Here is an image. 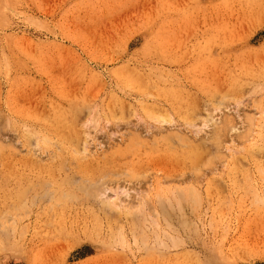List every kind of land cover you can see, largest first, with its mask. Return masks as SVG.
I'll list each match as a JSON object with an SVG mask.
<instances>
[{
    "label": "rangeland",
    "instance_id": "rangeland-1",
    "mask_svg": "<svg viewBox=\"0 0 264 264\" xmlns=\"http://www.w3.org/2000/svg\"><path fill=\"white\" fill-rule=\"evenodd\" d=\"M0 264H264V0H0Z\"/></svg>",
    "mask_w": 264,
    "mask_h": 264
},
{
    "label": "bare ground",
    "instance_id": "bare-ground-1",
    "mask_svg": "<svg viewBox=\"0 0 264 264\" xmlns=\"http://www.w3.org/2000/svg\"><path fill=\"white\" fill-rule=\"evenodd\" d=\"M156 101V100H155ZM160 101V100H159ZM161 102V101H160ZM258 244V243H257Z\"/></svg>",
    "mask_w": 264,
    "mask_h": 264
}]
</instances>
